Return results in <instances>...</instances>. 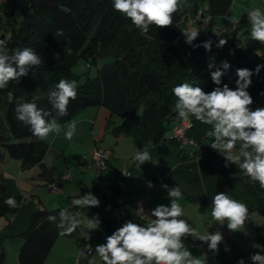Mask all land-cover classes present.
<instances>
[{"label": "trees", "instance_id": "trees-1", "mask_svg": "<svg viewBox=\"0 0 264 264\" xmlns=\"http://www.w3.org/2000/svg\"><path fill=\"white\" fill-rule=\"evenodd\" d=\"M9 1L13 7H18L20 20L10 31L2 32L0 39L8 38L9 55L16 48L31 47L42 61L39 67L26 68L25 75L0 89V147L11 158L20 161L21 169L41 164L49 145L34 136L30 126L16 119V106L35 102L38 108L50 111L55 117L48 93L57 90L55 85L61 79L77 82V97L70 101L68 115L58 120H68L88 106H103L110 113L108 124L113 123V117L119 119L111 126L115 136H132L138 147L166 138L180 146L182 140L167 133L173 128V120L179 117L173 87L188 82L205 92L224 84L235 88L237 76L230 80V74H236L237 68L254 70L258 64H264V44L251 39L247 15L239 19L237 27V31L243 28L240 32L245 36L243 44L237 45L231 37L233 48H218L208 32L207 36L199 35L193 41L202 45L211 40V51H206L202 46L193 48L185 42L180 25L187 18L185 5L174 15L172 26L157 28L152 25L145 36L129 19L113 9L112 0ZM207 1L212 15L208 25L211 30L216 16L230 14L232 0ZM57 30L63 33L57 36ZM79 59L87 65L86 77L81 82L79 74L72 70ZM224 61L231 67L222 76L221 84L216 85L211 80V72L221 68ZM210 63L214 67L208 70ZM91 66L96 67L94 75L88 74ZM252 81L248 88L254 101L251 107H264V68L259 75H253ZM9 92L13 93L11 100ZM213 139L205 135L195 143L198 148L203 146L220 163V179L214 196L218 192H226L241 199L249 211H257L264 218V189L231 161L225 167L224 156L210 147ZM236 148L239 149V145ZM90 192L99 199L98 207L80 208L73 204L51 209L37 208L31 214L27 228L20 233L22 242L17 253L18 264H43L54 241L61 235V230L57 228L61 208L67 209L69 215L84 211L88 217L96 216L100 220L99 233L105 238L111 235L114 230L105 213L122 204L121 189L117 183L99 176ZM8 197H14L18 206L6 205L4 200ZM21 202L22 197L9 194L0 180V217L13 215ZM49 216L56 217L55 223L48 220ZM8 224L9 221L5 225ZM248 227L249 234L264 247V221L259 227ZM66 235L78 237V227ZM237 258L223 264H235ZM0 264H4L1 247Z\"/></svg>", "mask_w": 264, "mask_h": 264}, {"label": "crops", "instance_id": "crops-1", "mask_svg": "<svg viewBox=\"0 0 264 264\" xmlns=\"http://www.w3.org/2000/svg\"><path fill=\"white\" fill-rule=\"evenodd\" d=\"M253 0H232L230 14L216 16L209 30L203 27L197 20H192L198 6L210 13L207 0H184L187 8V18L180 23L185 32L196 30L201 36L211 37L218 44L219 35L226 32L230 38L232 32L237 30L238 24H231L230 20H239L242 15L248 16ZM264 6L261 4L260 8ZM236 10L239 16L234 17ZM20 13L18 7H13L9 0H0V34L8 32L18 24ZM242 32V29H238ZM245 39L237 45L243 44ZM109 110L103 106H88L70 119L58 122L66 129L68 122L75 120L77 124L76 134L71 141L64 138L63 132L59 135H50L46 140L49 147L41 164H36L28 169H21L17 159H5L13 168L6 166L1 171V182L11 195L21 196L22 202L19 209L6 217H0V247L4 251V264H18L17 253L22 242L20 233L28 226L31 214L39 207L51 209L57 206H71L74 199L89 193L99 176L109 182L117 183L121 189L122 204L105 213L108 223L115 231L128 220L140 224H146L152 217L150 212L157 205H169L168 189L177 185L181 188L182 199L178 202L184 208V219L196 228L201 234H223L224 242L219 245L218 253L210 251L208 244L201 241H193L191 237L185 240V244L191 250L193 256L199 257L205 264H223L225 261L237 257L235 264L241 258L245 264H254L250 256L259 252L264 255V247L248 232V226L259 227L264 218L257 211H249L248 219L239 232L228 230L226 223L221 225L215 222L211 213L212 197L220 179L219 162H216L203 146L191 144L187 139L195 142L208 135L211 126L201 124L194 117L188 120L191 126L185 131L182 144L177 146L168 138L161 141L138 147L132 136H115L111 126L119 122L113 117V123L108 124ZM182 119L177 118L174 127ZM173 129V128H172ZM172 130L168 133V136ZM94 146H102L110 153V159L106 169L99 171L95 167L86 168L78 160L89 155ZM148 148L152 160L137 167L133 157L138 151ZM9 156V155H8ZM5 158V157H3ZM9 158H11L9 156ZM16 160V161H12ZM2 167V166H1ZM10 169V170H8ZM128 169L129 176H122L120 171ZM69 172V176L60 182V191L51 193L48 184L63 172ZM151 182L152 187L148 186ZM167 184L168 189L162 187ZM232 197V196H231ZM240 201L236 197H232ZM143 207L142 216L137 215V209ZM82 212V213H81ZM120 212L117 217L116 214ZM82 223L78 226V239L72 235H60L54 241L43 264H103V261L95 252L99 244L106 242V238L99 233V228L89 230V219L84 211L76 212ZM9 221L8 225H5ZM248 223V224H247ZM84 239L90 241L91 250L83 254L80 250V242ZM230 251H225V248ZM258 264V262H256Z\"/></svg>", "mask_w": 264, "mask_h": 264}, {"label": "clouds", "instance_id": "clouds-1", "mask_svg": "<svg viewBox=\"0 0 264 264\" xmlns=\"http://www.w3.org/2000/svg\"><path fill=\"white\" fill-rule=\"evenodd\" d=\"M112 5L115 11L131 21L141 35L147 36L152 25L157 28L172 26L174 15L183 10L184 0H112ZM248 19L251 25V39L264 44V10L260 7L252 8L248 11ZM230 22L234 26L239 24L237 19ZM62 33V30H57L56 35ZM184 36L185 42L193 48L202 46L206 51H211V40L203 42L202 45L193 43L199 36L198 31L186 32ZM7 44L8 38L0 39V89L25 75L26 68L39 67L42 64L40 56L31 47L16 48L9 55ZM226 44L227 40L221 38L217 47L223 48ZM67 50L71 51L70 48ZM213 67L210 63L208 70ZM230 67L231 65L224 61L221 68L212 71L213 83L220 85L222 76ZM261 68H264V64H258L254 70L237 68L235 88L224 84L205 92L199 86L184 82L173 87L172 92L177 98L175 109L181 119L194 117L201 124L211 126L208 135L214 139L210 147L224 156L225 167L228 166V161H231L232 164L238 165L252 182H258L260 188L264 189V107L253 109V97L248 91L253 82V75H259ZM55 87L56 91L48 93L56 112L55 117L50 111L38 108L35 102H24L16 106V119L30 126V131L40 140L63 132L64 138L71 141L76 134V121L68 122L67 128L64 129L58 118L68 115V105L77 97V82L61 79ZM8 96L11 100L13 93L9 92ZM237 145L238 154L234 153ZM133 160L137 167H140L146 162H151L152 156L148 148H144L135 154ZM148 186L152 187L151 182H148ZM162 187L168 189L167 184ZM168 196L170 204H160L152 209V219L146 224L128 220L107 236L105 243L96 246L95 252L103 264H205L201 258L193 256L185 244L188 237L193 241L207 243L210 251L218 253L219 245L224 242L223 234L220 231L201 234L183 218L184 208L178 202L182 199V191L178 185L168 189ZM4 203L9 207L18 206L14 197H8ZM72 203L80 208H92L98 207L100 201L89 192L74 199ZM143 213L141 206L137 209V215L142 216ZM248 214V206L233 199L226 192H218L212 197V219L221 225L226 223L231 232L241 231ZM59 216L57 228L61 230V235L71 234L82 223L77 215H69L65 208L60 209ZM48 220L55 223L56 217L49 216ZM99 225L100 220L97 217L87 222L89 230H96ZM225 251L230 249L226 247ZM250 259L254 264H264V255L259 252L251 255ZM237 264H245L244 259L238 260Z\"/></svg>", "mask_w": 264, "mask_h": 264}, {"label": "built area", "instance_id": "built-area-1", "mask_svg": "<svg viewBox=\"0 0 264 264\" xmlns=\"http://www.w3.org/2000/svg\"><path fill=\"white\" fill-rule=\"evenodd\" d=\"M212 15L210 13H207L206 10L198 6L197 9L194 12L192 20H197L201 23L203 27H207L211 21ZM229 32H232V38L235 43H239L241 40V34L237 30H230L228 29ZM183 33H186L183 30ZM191 126V122L189 120H181L178 122V124L173 127L172 129V136L174 138H179L183 140L185 136V131ZM189 143L194 144L197 146L195 141L193 139H187ZM110 159V153L108 150H106L102 146H94L90 152L89 155L86 159H80L79 162L82 163L86 168H92L95 167L97 170L102 171L106 169L108 162ZM120 174L122 176H129L130 171L128 169H122L120 171ZM68 172H63L61 175H59L56 179L51 181L48 184V190L51 193H56L60 191V182L62 180H65L68 177ZM120 215V212L116 214L118 217ZM80 250L83 254H87L91 250V244L90 241L87 239H84L80 242Z\"/></svg>", "mask_w": 264, "mask_h": 264}, {"label": "rangeland", "instance_id": "rangeland-1", "mask_svg": "<svg viewBox=\"0 0 264 264\" xmlns=\"http://www.w3.org/2000/svg\"><path fill=\"white\" fill-rule=\"evenodd\" d=\"M264 3V0H253V3L251 7L250 5V8H255V7H260L261 4ZM262 8H264V6H262ZM240 13H238L236 10H234L233 12V16L234 17H237L239 16ZM243 16V15H242ZM226 39L227 40V44L226 45H230V38H229V35L226 33V32H223L219 35V39ZM72 70L75 74H79L78 76V79L79 81H83L86 77V73H85V70H87V65L86 63L82 60V59H79L77 61V63L72 67ZM96 73V67L95 66H91L88 68V74L89 75H94ZM236 76V74H230V80L232 78H234ZM68 81H72V80H68ZM231 88H234L233 86H229ZM177 122V118L173 120V125ZM174 127V126H173ZM172 129L168 130L167 133H169ZM239 152V149H234V153L238 154ZM5 157V158H3ZM5 159H13V158H9L8 154L6 153V151L0 147V170H3V168L6 166H8L7 168H13L12 165H10V163H7ZM12 161H16V160H12ZM2 166V167H1ZM10 170V169H8ZM82 213V212H81Z\"/></svg>", "mask_w": 264, "mask_h": 264}]
</instances>
